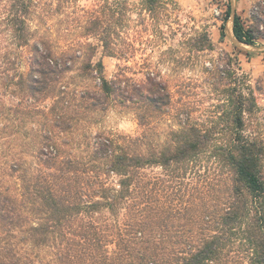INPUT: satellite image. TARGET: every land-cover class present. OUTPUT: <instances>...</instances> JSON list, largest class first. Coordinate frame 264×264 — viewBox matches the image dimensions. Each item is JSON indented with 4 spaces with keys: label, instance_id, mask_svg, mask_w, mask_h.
<instances>
[{
    "label": "trees",
    "instance_id": "16d2710c",
    "mask_svg": "<svg viewBox=\"0 0 264 264\" xmlns=\"http://www.w3.org/2000/svg\"><path fill=\"white\" fill-rule=\"evenodd\" d=\"M33 3L0 0V264H235L240 255L248 259L241 264H264V138L246 133L255 88L242 91L237 78L222 92L220 112L202 124L188 114L158 143L148 118L168 113V83L153 73L142 83L124 73L108 80L102 62L93 66L88 60L81 70L98 84L79 94L88 101L86 109L135 106L140 133L96 134L84 153L63 156L67 143L55 135L73 126L52 107L54 132L22 143L37 141L30 160L9 154L17 138L3 136L4 122L18 119L24 101L59 99L56 84L75 60L68 53L56 57L43 42L31 43ZM156 3L146 0L151 14ZM231 16L228 2L223 23ZM256 32L233 14L239 42L256 45ZM192 47L203 52L213 50V43L200 34ZM27 48L25 74L21 58ZM102 48L112 54L111 42L103 40ZM8 87L21 97L9 107L1 91ZM31 114L46 113L38 106ZM19 131L15 124L13 135Z\"/></svg>",
    "mask_w": 264,
    "mask_h": 264
},
{
    "label": "rangeland",
    "instance_id": "374dc122",
    "mask_svg": "<svg viewBox=\"0 0 264 264\" xmlns=\"http://www.w3.org/2000/svg\"><path fill=\"white\" fill-rule=\"evenodd\" d=\"M228 2L245 27L257 31L259 39L254 47H240L233 42L229 20L223 23ZM31 11V43L43 42L56 57L68 53L75 60L70 63L73 70L56 84L59 99L48 98L35 105L24 101L18 119L4 122L8 127L3 136L17 138L9 154L30 160L37 141L26 146L22 143L54 132L52 107L62 114L61 121L73 126L71 131L55 135L59 143H67L61 145L63 156L78 157L96 134L117 138L140 133L135 106L86 109L88 101L80 100L79 94L93 91L98 84L97 78L81 70L88 60L93 66L102 62L108 80L124 73L142 83L147 73H153L168 83L172 94L168 113L148 118L154 142L163 143L168 132L179 129L188 114L202 124L220 112L222 92L233 77L242 91L247 86L255 88L256 106L252 115H245L246 133L264 138V0H157L152 14L146 0H34ZM200 34L209 36L213 50H192L193 40ZM103 40L112 43V54L102 48ZM22 52L21 71L26 74L30 48ZM14 90H1L6 93L2 100L7 107L21 98ZM59 92H64L63 96ZM38 106L46 114L31 116ZM15 124L20 130L17 135H13ZM240 256L242 259L235 264L248 262L245 255Z\"/></svg>",
    "mask_w": 264,
    "mask_h": 264
},
{
    "label": "water",
    "instance_id": "95a60500",
    "mask_svg": "<svg viewBox=\"0 0 264 264\" xmlns=\"http://www.w3.org/2000/svg\"><path fill=\"white\" fill-rule=\"evenodd\" d=\"M231 8H232V6H231ZM235 13V11H234V9L232 8V16H231V18L229 19V22H230V24H231V28H230V36H231V38L233 39V42L236 44V45H238V46H240V47H254V45H248V44H244V43H241V42H239L235 37H234V35H233V33H232V19H233V14ZM264 48V47H263Z\"/></svg>",
    "mask_w": 264,
    "mask_h": 264
}]
</instances>
